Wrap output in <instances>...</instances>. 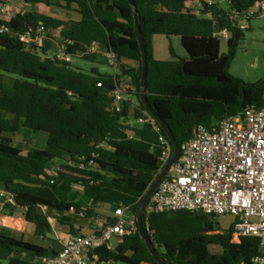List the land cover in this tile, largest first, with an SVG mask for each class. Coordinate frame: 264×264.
<instances>
[{"label":"trees","instance_id":"obj_1","mask_svg":"<svg viewBox=\"0 0 264 264\" xmlns=\"http://www.w3.org/2000/svg\"><path fill=\"white\" fill-rule=\"evenodd\" d=\"M21 1L32 7L75 6L81 20L69 23L34 11L17 14L9 22L0 20V26L10 30L0 34V190L14 200L0 201V218L21 216L51 245L17 239L12 229L0 225V264H39L42 257L59 253L60 242L48 238L52 218L61 232L78 236L81 222H112L96 212L98 207L113 214L124 206L136 215L159 174L160 135L169 140L162 129L159 135L148 124L128 125L132 108L135 120L147 112L140 101L142 54L129 2ZM134 1L148 58V103L181 147L200 125L211 128L249 106L264 108V81L247 83L230 74L248 31L237 29L231 16L263 0H229L226 8L205 0ZM40 27L50 37L71 41L73 59L95 62L96 55L79 58L77 53L96 44L117 56L120 69L122 60L135 62L136 71L128 74L130 84L122 75L97 68L86 72L46 57L52 48L49 42L38 49L21 41L20 36L34 35ZM223 29L230 33L226 54H221L220 40L214 36ZM159 35L179 37L187 58L156 60L153 39ZM117 87L131 99L123 103L122 113L112 114L107 109ZM21 128L47 134L45 147L31 151L13 145L10 136ZM215 218L183 211L144 220L168 264H248L262 254L260 239L244 237L233 243L234 223L218 233ZM90 256L105 264H158L138 232L116 239L113 250L102 247Z\"/></svg>","mask_w":264,"mask_h":264},{"label":"built area","instance_id":"obj_2","mask_svg":"<svg viewBox=\"0 0 264 264\" xmlns=\"http://www.w3.org/2000/svg\"><path fill=\"white\" fill-rule=\"evenodd\" d=\"M12 1L0 0V18L6 17L2 21L9 22L13 18ZM205 1L212 4L211 0ZM257 18H264V0L242 14L234 13L231 22L237 29L246 31ZM9 31L6 25L0 26V34ZM214 36L220 41H228L230 33L223 29ZM55 38L57 35L50 37L42 27L34 35L20 36L23 43L38 49ZM72 45L71 41L60 39L55 44L53 55L49 57L47 54L46 57L71 64L74 58L69 53ZM98 54L104 57L115 77L121 75L117 56L113 52L102 51L96 44L77 53V56L83 58ZM130 99L124 89L117 87L112 92L108 112L122 113L123 103ZM137 123L148 124L156 133H161L162 128L149 112L139 117ZM160 145L158 173L170 160L173 148L161 135ZM0 201L14 203L13 197L4 190H0ZM85 211L87 208L83 209ZM183 211L234 217L232 242L239 243L244 237L260 239L262 254L248 264H264V108L249 106L241 114L226 117L211 128L200 125L195 129L193 138L181 147L180 158L153 193L144 218ZM137 232L136 215L120 206L113 212L112 222L100 223L91 236L64 237L60 240L61 251L54 256L42 257L39 264H105L99 263L95 256L91 259V252L102 247L113 250L114 240L134 236Z\"/></svg>","mask_w":264,"mask_h":264},{"label":"rangeland","instance_id":"obj_3","mask_svg":"<svg viewBox=\"0 0 264 264\" xmlns=\"http://www.w3.org/2000/svg\"><path fill=\"white\" fill-rule=\"evenodd\" d=\"M211 2L214 4H219L223 8H226V4H228L227 0H211ZM31 7L32 6H27L28 9H20L19 14L31 11L37 13L39 12L37 8ZM55 7L61 8L60 5H56ZM249 27V30L245 32V37L237 49L236 57L230 68V74L247 83H256L259 81H264V18H257L253 20L250 23ZM59 41L60 38L57 37L53 39V42H50L52 44V48L48 52L49 57H51L56 51L55 44ZM155 43L157 50L159 51V59H161V61H178L180 59H184V57L186 56V52L181 45V40L179 37L168 38L164 36H158L155 39ZM170 49H172V52H170ZM220 52L221 54L227 53V41L223 39L220 41ZM96 56V61L91 62L94 65H91L89 64V62L80 59H73V65L75 67H82L81 69L86 72L97 68L99 70L102 69L105 74H110L112 72V69L107 65L104 57L101 54H98ZM123 61L124 60H122V62ZM133 103L136 104V101L134 100ZM128 125L132 128H137L140 126V124L137 123V120H135L133 117V108L130 111ZM10 138L13 145H15L16 147L31 151L42 149L43 147H45L48 139L47 134L45 133L34 134L33 132L25 128H21L17 134L10 136ZM56 165H59V163L56 162ZM100 213L102 215L105 214V216H111V212H105L102 210ZM17 218L24 220L21 216H18ZM234 221V217L227 215L216 217L213 220V224L215 230L218 233H222L226 232L234 223ZM51 224L53 230L52 233L49 234V236H53V240L60 242V239H56V236L61 232V230L58 229V226L53 218L51 220ZM26 241L35 244H39L41 242L36 237L27 239ZM115 243L116 240L113 241V245H115Z\"/></svg>","mask_w":264,"mask_h":264},{"label":"crops","instance_id":"obj_4","mask_svg":"<svg viewBox=\"0 0 264 264\" xmlns=\"http://www.w3.org/2000/svg\"><path fill=\"white\" fill-rule=\"evenodd\" d=\"M55 6H56V3L54 6H51L48 8H43V7H39V6H35V7H31V8H37L39 11L38 14H41V15H44L47 17H51L54 19H60V20H63V21L69 22V23L80 22L81 16L76 11L75 6H72L71 8H68V9L65 8L62 4L60 5L61 8H56ZM11 8L13 10L12 17H15L17 15V13L20 11V9H28L27 6L21 0H13L12 4H11ZM5 18L6 17H2L0 19L4 20ZM156 37H158V36H155L153 39L154 57L156 60L161 61V59H159V51L157 50L156 43H155ZM170 52H172V49H170ZM186 58H187V53H186V56L184 57V59H186ZM89 64L94 65L91 62H89ZM121 64L124 65V69H121V75L124 76L122 81L130 84L131 77L128 74H129V72L134 73L138 66L135 62L129 61V60H124ZM78 67L82 68L80 66H78ZM100 72L104 73L102 69L100 70ZM110 74H112V72ZM101 211H102V209L100 207L96 208L97 213H100ZM109 217L112 218L113 214L111 213V216H109ZM100 223H104V221L92 219L90 221L81 222L79 227H78V229H79L78 234L81 236H91L95 233V230ZM0 225L12 229L13 230V236L17 239H22V240L26 241L27 239H32L33 237H36L41 242L39 244H35V243H32V244L39 245V246L46 247V248L51 247V245L48 241L43 240V239H41L35 235V226L31 223L26 222L25 220L18 219V218L10 219L8 217H4L3 215H1ZM68 235H70V234L60 232L57 234L56 239L61 240ZM48 238L54 239L53 236L50 237L49 235H48ZM26 242H28V241H26Z\"/></svg>","mask_w":264,"mask_h":264},{"label":"water","instance_id":"obj_5","mask_svg":"<svg viewBox=\"0 0 264 264\" xmlns=\"http://www.w3.org/2000/svg\"><path fill=\"white\" fill-rule=\"evenodd\" d=\"M129 2V4L132 6L133 12H134V18H135V26H136V32L138 41L140 44L141 54H142V66H141V89H140V101L145 107L146 111L149 112L154 119L157 121V123L160 125L164 133L167 135L169 142L171 143L173 147V155L164 167V169L156 176L155 180L147 190L144 198L139 204V207L136 212L137 217V223H138V233L147 246L148 250L150 251L151 255L155 259V261L158 264H168L159 254V251L155 247L154 243L152 242L149 234L148 229L145 224L144 220V211L153 195L157 187L159 186L160 182L163 180V178L169 173L172 166L178 161L181 155V146L178 144L177 140L175 139L171 129L169 126L153 111L151 106L148 103L147 98V75H148V58L146 53V48L143 40V35L141 31V24H140V18L139 13L137 10V6L134 0H126ZM18 120H15L13 122V126L17 124Z\"/></svg>","mask_w":264,"mask_h":264}]
</instances>
